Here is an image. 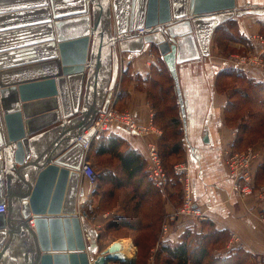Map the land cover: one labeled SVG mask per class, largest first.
I'll return each mask as SVG.
<instances>
[{
	"label": "water",
	"instance_id": "1",
	"mask_svg": "<svg viewBox=\"0 0 264 264\" xmlns=\"http://www.w3.org/2000/svg\"><path fill=\"white\" fill-rule=\"evenodd\" d=\"M101 1L0 0V204L9 203L0 213V249L8 235L13 240L27 233L35 249L31 264H135L126 260L120 241L94 258L84 231L86 213L76 209L86 155L79 139L110 105L119 56L141 53L150 44L159 49L186 126L178 65L209 56L211 38L225 21L264 15V7L242 8L236 0ZM150 27L161 29L125 35ZM75 123L74 137L63 138ZM56 132L61 135L47 144ZM94 133L91 128L84 139ZM15 202L19 220L12 218Z\"/></svg>",
	"mask_w": 264,
	"mask_h": 264
},
{
	"label": "crops",
	"instance_id": "2",
	"mask_svg": "<svg viewBox=\"0 0 264 264\" xmlns=\"http://www.w3.org/2000/svg\"><path fill=\"white\" fill-rule=\"evenodd\" d=\"M103 3V1H101ZM238 6L246 8L249 6L264 7V0H236ZM231 21H236L239 26V34L247 41L251 36L262 34L264 15L247 14L242 17L234 16L221 25L228 27ZM219 25V27L221 26ZM219 27L217 29H219ZM216 29V30H217ZM236 47H245L243 43L234 44ZM262 45V44H261ZM260 46L256 43V49ZM151 46L137 54H124L122 56V75L131 69V77L125 76L129 83L124 92L115 103L120 110L133 112L137 120L146 124L150 122L152 109L145 90L138 89L139 77L146 76L149 70ZM210 54L203 59L189 61L178 65V74L186 107V126L183 122L184 137L182 140L183 156L181 160L188 162L192 172V189L197 203L207 210L210 220L195 222L189 218L183 220L168 232L165 240L162 239V226L159 217L162 215L164 221L168 213L179 207L182 203V184L175 177L171 169H166L173 181L166 190L152 187L147 174L110 173L107 169L104 175L118 178L119 185L109 184L110 178L102 183L104 190L113 189L117 201L111 208L101 205V198L97 196L96 185H91L81 174L77 196V213L82 216L85 236L89 249L94 250L93 257L96 258L104 250L108 249L116 241H128L136 253L135 261L139 257V237L153 229L151 235H156L154 240L155 249H151L150 257L156 256L161 243H179L183 234L191 230L199 235L210 234L211 229L223 232L228 239L216 252L228 258L237 250H242L250 258L251 264H264V139L250 143L254 148L260 150V158L253 166L255 172L256 192L254 195L238 198L232 193V177L225 165L223 150L232 148L237 141L238 128L229 125L225 119V106L228 102L227 95H220L216 89L217 74H219L221 58L217 57L213 41ZM131 62V64H130ZM130 64V65H129ZM223 64V63H222ZM128 65L130 67H128ZM228 65V64H227ZM236 68V67H232ZM247 78L264 83V67L241 69ZM122 77V76H121ZM228 94V93H227ZM183 120V118H182ZM77 124L68 126V131L63 133V138H73L77 131ZM112 132H108L106 135ZM115 134L122 137L127 144L139 151L146 159L147 142L150 137L139 136L126 131H117ZM61 132H56L46 140L47 144L57 139ZM163 132L157 140L161 157L164 161L170 144L166 151L161 148ZM248 146L249 144H243ZM240 145V146H243ZM251 146V145H249ZM3 150L5 147H2ZM86 156V155H85ZM89 162V151L87 155ZM0 160V162H3ZM4 163V162H3ZM112 174V175H111ZM129 182L124 184V182ZM97 190V189H96ZM7 194L6 189L4 195ZM7 196V195H6ZM108 198V200H110ZM9 205V203L6 201ZM158 205V207H157ZM9 209V206H8ZM21 213L20 203H14L12 218L19 220ZM210 221V222H209ZM121 223L120 235L108 234L107 227L110 224ZM30 226L34 227L33 220ZM230 233H235L238 238L232 245ZM1 238V236H0ZM34 242L29 234L24 233L5 239L0 249V264H31L32 253H34ZM125 255V251L122 250ZM2 254V255H1ZM138 254V255H137ZM151 259V258H150ZM118 264V263H110Z\"/></svg>",
	"mask_w": 264,
	"mask_h": 264
},
{
	"label": "rangeland",
	"instance_id": "3",
	"mask_svg": "<svg viewBox=\"0 0 264 264\" xmlns=\"http://www.w3.org/2000/svg\"><path fill=\"white\" fill-rule=\"evenodd\" d=\"M102 1L105 2V0ZM249 7L254 8L256 6H249ZM106 13L108 17V19L107 18L106 19L108 20L109 26H111L113 24V14L111 11V7H108ZM109 29L110 27L107 29V31ZM238 30H239L238 23L230 24L228 26L227 31L215 30L210 42V48H211V43L213 41V45L215 47L217 57L218 58L220 57L222 60V62L219 63L221 70L219 71V74H217L216 89L218 94L223 96L224 94H226L228 101L229 98L232 97L233 91L237 90V88L240 86L242 82L239 79L236 80V78L226 77L225 74H220L222 70L232 67H236L235 68L236 70L247 69L251 67L252 68L264 67V25L262 29V34L251 36L249 41H247L245 38L240 36ZM236 43L237 44L243 43L245 47H241V48L236 47L234 45ZM256 43L260 46L258 49H256ZM148 46H151V50L149 54V56L151 55L150 56L151 60L149 65L146 64L147 66H149V70L146 76L144 77L142 75L136 76L139 77L137 79L139 81L138 82L139 85L137 88L141 90H145V92L147 93L148 101L152 109L151 119L154 125H156L164 134L163 140L161 141L162 146L165 147L167 143L173 146V144H176L177 142H179V140L181 141V138H183L185 135L183 130V120L180 113V105L175 89V82L162 58V55L159 52V49L155 45L150 44ZM123 55L124 54H121L119 56L121 63H122L121 58ZM121 63H120L119 78L115 86V89L113 90V96L118 94L117 99H119L120 96H122L125 86L129 83V81L128 82L126 81L125 83L123 82V80H125V76L131 77L132 75L130 68H127V70L128 69L129 70L122 75ZM242 63H246V64H242ZM129 65L128 67H130ZM239 97L241 96H238L237 98ZM232 103L234 104V106L231 107L232 109L231 108L227 109L229 102H226L225 119L229 125H234L237 126L238 128V126L241 124L242 121V115L243 114L246 115V113L248 112L246 110L244 111L246 107L241 108L240 99H238L237 101L235 100ZM261 106H263V103H259V106H254L252 109L253 112H256V109H258V115L256 118L257 121L253 124L254 133L253 134L244 133L242 131L237 133V138H238L237 140L240 139L239 144L242 143L241 145H243V143H251V142L254 143L255 141L260 140L261 138L264 139V107L262 108ZM260 107L262 109H260ZM228 110H230V112H232L233 114L229 113L228 114L229 116L226 115V112ZM249 145L254 147L253 144H249ZM249 145L248 146L243 145L238 147L237 149H239L240 152H242L250 148L251 146ZM226 149L223 150V155ZM230 149H232L233 151H239L237 149H234L233 147ZM88 151L90 153L91 149ZM170 152L171 151L166 153L165 168L167 170L171 169L170 171L168 170V172L173 173L174 166L180 162H184V160H181L183 156V152L181 150V147L180 149L178 148V150H174L171 153ZM96 158H97L96 162L98 165H94V162L93 163L90 162V163L98 173L101 171V168H103L107 164H110L114 167L117 166V161L116 160L112 161V158L109 156H105V157L97 156ZM106 193L108 194V192ZM116 201H117V197H114L109 201H106V203H104L105 208L113 207ZM153 230L155 231L156 229ZM153 230H151L148 233H144L143 236L139 237L141 243L139 246L140 252L137 261L138 264H150L152 260L156 262L155 264H165V260L162 259L157 260L156 258L157 255L154 257L149 256L151 253V249H155L157 245V242L155 245L153 244L154 246L152 245V243L154 242V237H152L151 235ZM112 233L119 234L116 233L114 230H112ZM213 240L208 242L209 258H207V260L203 264H208V262L211 261L210 260L211 255L213 254L214 256V252L221 248L222 244L226 242L227 237H225V239H223V237L222 239L221 238H218V240L215 239L217 241H213ZM216 255L222 256L217 252L215 256ZM238 256L240 255H237V257L234 258L233 260L234 262H232V264H251L249 256L246 255L242 257H238ZM135 258H136V253H133L132 262L133 260H135ZM239 260H241V262ZM137 262L135 261V264H137Z\"/></svg>",
	"mask_w": 264,
	"mask_h": 264
},
{
	"label": "built area",
	"instance_id": "4",
	"mask_svg": "<svg viewBox=\"0 0 264 264\" xmlns=\"http://www.w3.org/2000/svg\"><path fill=\"white\" fill-rule=\"evenodd\" d=\"M157 28V27H156ZM155 27L141 28L136 30H128L125 32L127 37L142 36L149 32H155ZM122 59V58H121ZM121 63V62H120ZM246 64V63H242ZM118 94L113 96L110 105L106 111H101L91 128L95 129L91 140L84 139L85 135L90 133V129L85 130L79 141L85 147L86 156L81 168L82 176L91 184L96 185L98 181V174L92 164L87 159L88 150L94 140L102 133H116L117 131H126L137 134L143 137H150L151 140L147 142V156H146V171L151 182L159 189L166 190V188L173 181V178L167 172L163 159L161 157L158 139L162 135V131L154 125L153 121L146 124L140 123L135 114L129 110H119L115 107ZM15 149L16 146L13 145ZM225 165L229 169L232 177V193L238 197L243 198L254 195L256 192L255 172L253 166L260 158V150L250 147L245 151H233L227 148L224 152ZM5 157L3 148H0V160ZM175 177L182 184V203L179 207L168 213L164 224L162 226V239L165 240L168 232L175 226L180 224L184 219L189 218L195 222H204L211 219L207 210L200 206L193 195L192 189V172L191 166L188 162H180L174 166ZM8 211V204H0V213ZM264 219V214L262 215ZM232 245L238 240L235 233H230ZM234 243V244H233ZM150 264H155L154 260Z\"/></svg>",
	"mask_w": 264,
	"mask_h": 264
},
{
	"label": "trees",
	"instance_id": "5",
	"mask_svg": "<svg viewBox=\"0 0 264 264\" xmlns=\"http://www.w3.org/2000/svg\"><path fill=\"white\" fill-rule=\"evenodd\" d=\"M235 23L236 21H231L229 25ZM227 29L228 27H224L223 25H221L219 29H217V31H221V30L227 31ZM220 74H225L226 77L236 78V80L237 79L241 80L242 83L237 88V90H234L233 87L234 90L233 95L232 97L229 98L228 101L229 105L227 109H230L232 106H234V104L232 103L233 101L235 100L237 101L238 99H240L241 108L246 107L244 111L246 110L248 113H246V115L244 114L242 115L241 124L238 126V133L242 131L244 133L253 134L254 133L253 124L257 121L256 118L258 115V109H256V112H253L252 109L254 106H259V103H263V106L261 107L262 108L264 107V83L263 84L257 83L247 78V76L244 74L242 70H236L235 68L224 69ZM238 96L241 97L237 98ZM261 107L260 109H262ZM228 111L226 112V115H228L229 113L233 114L232 112H230V110ZM239 143H240V139L235 142V146H233V148L237 149L238 147H240L242 143L241 144ZM167 144L165 147H163L161 143V147H162L161 149L163 151H166V147L168 146ZM243 144H250V143H243ZM180 147L182 148V140L181 141L179 140V142L173 144V146L170 145L169 150L173 152L174 150H178V148L180 149ZM97 156L100 157L109 156L112 158V161L113 160L117 161V166L115 167L110 164H107L103 168H101V171L99 173L96 171L98 174V181H97L98 186L96 188L97 190L95 189V192L97 196L99 195V198H101V205L105 206L104 203H106V201H109L108 198L110 199V197L114 195L113 189L110 188L109 190L107 189L105 191L102 183H104L107 180V178H110V181L107 182H109V184L111 185L115 184L118 186L119 183L122 182L119 181L118 178L116 177L112 178V176L110 175L109 177L104 175L103 172L105 170L109 169L110 173H113L115 171L116 173L121 172V173H128L130 175L137 173L144 175L147 174L146 159L141 155L139 151L135 150L134 148H131L122 137H120L115 133H110L108 135H106V133H102L99 137H97L94 140V142L91 145V151L89 153V159L90 157L92 158L94 165H98L96 162ZM163 162L164 165H166V159H164ZM127 183L129 182L128 181L124 182V184ZM151 184L152 187H155V185L152 182ZM106 192H108V194ZM162 218H163L162 215H160L159 217L160 222L161 221L164 222ZM121 227H123V225L117 222L115 225L110 224L106 230L108 234H113L112 230H114L116 233H119V229ZM119 234H114V235L117 236ZM152 237H154V240H157L155 239L156 238L155 234L152 235ZM222 237L223 239H225V237H227L228 239V235H226L225 233L217 232L212 229L210 231V234L207 235H199L191 230H188L183 234V236L181 237V241L179 243H175V244L161 243L157 251L156 258L157 260L158 259L165 260V264H203L207 260V258H209L208 242L212 241L213 239H214L213 241H217L218 238L222 239ZM153 244L155 245L154 242L152 243V245ZM237 255H240L238 257H242L245 255L248 256L247 253H245L242 250L235 251L228 258L215 257L212 254L210 258L211 261H209L208 264H232V262H234L233 261L234 258L237 257ZM241 260L239 261L241 262Z\"/></svg>",
	"mask_w": 264,
	"mask_h": 264
},
{
	"label": "bare ground",
	"instance_id": "6",
	"mask_svg": "<svg viewBox=\"0 0 264 264\" xmlns=\"http://www.w3.org/2000/svg\"><path fill=\"white\" fill-rule=\"evenodd\" d=\"M160 29H161V27H157V28L155 27L154 31H158ZM120 243H121V249L125 251L126 260L128 262H131L132 261V257H133V249L134 248L132 247V245L128 241H120Z\"/></svg>",
	"mask_w": 264,
	"mask_h": 264
}]
</instances>
